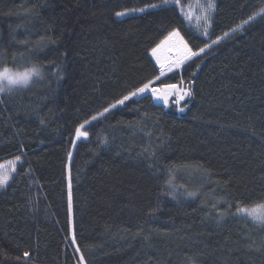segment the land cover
Instances as JSON below:
<instances>
[{"label":"trees","instance_id":"16d2710c","mask_svg":"<svg viewBox=\"0 0 264 264\" xmlns=\"http://www.w3.org/2000/svg\"><path fill=\"white\" fill-rule=\"evenodd\" d=\"M169 1L0 0V70L43 73L0 95V165L21 159L0 264H264L237 213L264 203V0H214L205 51L161 77L147 18ZM149 80L190 95L116 104Z\"/></svg>","mask_w":264,"mask_h":264},{"label":"snow or ice","instance_id":"6c2138e0","mask_svg":"<svg viewBox=\"0 0 264 264\" xmlns=\"http://www.w3.org/2000/svg\"><path fill=\"white\" fill-rule=\"evenodd\" d=\"M175 6H180V0H174ZM151 7H156L155 5H152ZM200 7L203 8V5H200ZM207 10L211 11L214 10V4L209 0V3L207 4ZM135 11V9H133ZM139 11L143 12L145 9L141 8ZM208 11H205L204 14V22L206 25L210 27V16L208 15ZM126 13L124 12H117L116 15L118 17L124 16ZM251 19H255V17H252ZM245 24L248 23V21H244ZM238 28H242V25L238 26ZM237 29H233V31H236ZM205 35H207V29H205ZM225 36L229 35L228 33L224 34ZM218 40H213L212 43H218ZM167 48L169 50L175 49L177 56L172 59V62L168 64L167 71H172L173 68L181 66L185 61L191 59L194 56L200 55V53H203L205 51L204 48H200L198 51H193L191 48L188 47V44L184 41V38L180 35L178 31H173L168 33V35L158 44L155 48L152 49L151 55L156 58V61L158 64H160L161 67V75H163V72L165 70V65L161 63L160 57L157 55L159 50L161 48ZM208 47H211V45H208ZM41 75V70L38 66H33L32 68L25 69L23 72H11L8 68H3L0 70V92H3L5 90V82L6 86L10 89L15 86H21V87H27L28 84L31 82L32 78L34 76L39 77ZM156 80L160 79V76H157L155 78ZM155 84L154 80H149L148 82H145L142 84V86L137 87L134 91H132L129 95H125L122 99H119L116 104L123 105L125 101L131 99L132 97L142 95L146 92H151L153 96H155L157 99H161L164 101L165 104L168 103V96L169 94L176 96V101L179 103L180 100L184 99L185 95H190L189 92H184L177 88L175 84H168L161 88L153 87ZM116 104H113L111 107L115 108ZM109 109L105 108L104 112H101L99 115L103 116L105 112H108ZM183 111V109H181ZM92 120L98 119L97 116H93L91 118ZM88 123V121H85L84 124H81L79 127L76 128L75 134L77 139L80 137H84L87 139V132H82L81 130L84 129L85 124ZM69 160H71L72 154L69 152L68 154ZM19 159V157H17ZM4 166L0 165V169H2ZM14 170V168H13ZM9 180V175L7 171L0 172V188H3L7 185ZM189 195H193V193H189ZM68 209L69 213L71 214L72 211V194H71V184H69V192H68ZM240 212L245 213L246 215L250 216L254 221L259 223H264V204L256 205L252 209H248L247 207H243L238 209ZM77 252H79V248L76 249ZM25 256L28 255V253L24 254ZM80 264H84V257H80Z\"/></svg>","mask_w":264,"mask_h":264},{"label":"rangeland","instance_id":"374dc122","mask_svg":"<svg viewBox=\"0 0 264 264\" xmlns=\"http://www.w3.org/2000/svg\"><path fill=\"white\" fill-rule=\"evenodd\" d=\"M211 2L215 5L214 0H211ZM208 3H209V0H190L185 6H182V4H180V6H175L174 1H169L166 4V6L163 8H156V7L149 8L150 15L147 18V25L150 27L154 36H156V44L154 46L156 47L158 44H160V42L168 35V33L173 32V31H178L180 35L184 38V41L188 44V47L191 48L193 51H198V44H197L198 39L201 36H203L204 38H207V36L204 33H205V29H208L209 26L205 24L203 17H204L205 11H208L207 10ZM200 5H203V8L200 7ZM213 13H214L213 10L208 11V15L210 16V21L212 19ZM210 25H211V22H210ZM151 51L149 55L150 57H152L153 61L155 62L156 67L158 68V71L161 77L163 75H167L175 71H180L182 69V65H181L179 67L173 68L172 71H167L168 64L171 63L172 59L177 56V53L175 49L169 50L167 48L162 47L157 53V55L160 57L161 63L165 65V70L163 72V75H161L160 64H158L156 61V58L151 55ZM10 70L11 72L16 73V72H23L25 69L22 71H19V70L12 68ZM42 75L43 73L41 72V75L39 77L34 76L27 87L31 86L34 83V81L41 80ZM19 88L23 89L26 87L15 86L9 89L6 86V82H5V90L3 92H0V95H2V93L10 92V91H13L14 89H19ZM156 88H160V87H156ZM177 88L182 90V88L178 86ZM146 93H151V92L149 91ZM153 97L155 100L161 103H164L163 100L157 99L155 96ZM174 97L176 98V96ZM171 98H173V95L169 94L168 102ZM76 140L77 138L75 139V141ZM20 162H21V159H17V158L16 160L5 162L4 164H1L4 167L0 169V172L7 171L9 175V180H10L12 176L14 175V173L16 172L15 170L16 165ZM9 180H8V183L10 182ZM3 189L4 187L0 188V191ZM254 206L256 205H253V207ZM253 207H247V208L252 209ZM237 213H239L242 216L243 215L246 216L252 222L254 221L250 216L246 215L243 212L238 211ZM254 222L264 225V223H259L256 221Z\"/></svg>","mask_w":264,"mask_h":264},{"label":"water","instance_id":"95a60500","mask_svg":"<svg viewBox=\"0 0 264 264\" xmlns=\"http://www.w3.org/2000/svg\"><path fill=\"white\" fill-rule=\"evenodd\" d=\"M175 85H176V84H175ZM163 86H165V85H162L161 87H163ZM176 86H177V85H176ZM161 87H160V88H161Z\"/></svg>","mask_w":264,"mask_h":264}]
</instances>
